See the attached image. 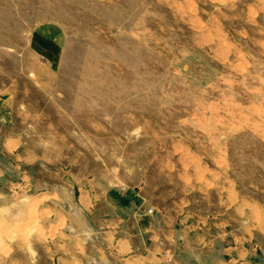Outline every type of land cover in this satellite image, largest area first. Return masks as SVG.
<instances>
[{
    "label": "rangeland",
    "instance_id": "obj_1",
    "mask_svg": "<svg viewBox=\"0 0 264 264\" xmlns=\"http://www.w3.org/2000/svg\"><path fill=\"white\" fill-rule=\"evenodd\" d=\"M88 184L155 264H264V0H0V264H95Z\"/></svg>",
    "mask_w": 264,
    "mask_h": 264
},
{
    "label": "crops",
    "instance_id": "obj_2",
    "mask_svg": "<svg viewBox=\"0 0 264 264\" xmlns=\"http://www.w3.org/2000/svg\"><path fill=\"white\" fill-rule=\"evenodd\" d=\"M78 189L72 209L74 215L82 214L85 226L80 228L75 242L80 241L83 247L94 245L85 254H90L95 264H155L156 258L146 252L154 218L149 212L138 210L129 192L107 189L102 196L90 184ZM69 222L73 229L79 230L71 218ZM216 264L233 262L225 258Z\"/></svg>",
    "mask_w": 264,
    "mask_h": 264
}]
</instances>
